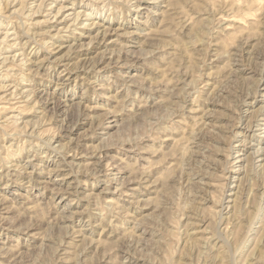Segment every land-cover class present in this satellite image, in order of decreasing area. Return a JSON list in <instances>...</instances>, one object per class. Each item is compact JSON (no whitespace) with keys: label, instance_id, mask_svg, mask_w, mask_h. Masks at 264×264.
Returning <instances> with one entry per match:
<instances>
[{"label":"rangeland","instance_id":"obj_1","mask_svg":"<svg viewBox=\"0 0 264 264\" xmlns=\"http://www.w3.org/2000/svg\"><path fill=\"white\" fill-rule=\"evenodd\" d=\"M0 264H264V0H0Z\"/></svg>","mask_w":264,"mask_h":264}]
</instances>
